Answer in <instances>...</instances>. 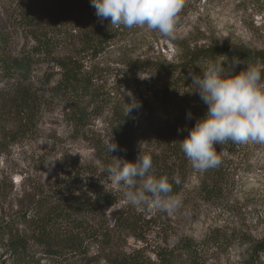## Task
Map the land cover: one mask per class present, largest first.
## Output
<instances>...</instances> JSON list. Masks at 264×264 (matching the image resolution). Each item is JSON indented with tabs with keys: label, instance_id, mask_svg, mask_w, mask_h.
I'll return each instance as SVG.
<instances>
[{
	"label": "rangeland",
	"instance_id": "obj_1",
	"mask_svg": "<svg viewBox=\"0 0 264 264\" xmlns=\"http://www.w3.org/2000/svg\"><path fill=\"white\" fill-rule=\"evenodd\" d=\"M18 8L21 7L14 0H0V27L12 33L13 77L5 81V86L8 89L19 79L38 95L39 108L27 126L10 110L0 113V264H49L39 254H31L23 261L8 245L11 236L29 234V208L37 194L69 177L90 178V171L105 174V162L112 164L117 158L124 159L118 151H108L110 142L103 131V118L80 134L69 104L51 90L58 78L57 68L25 66L26 72L22 71L19 51L28 40L23 33L14 31L12 19ZM175 31L176 38L168 39L146 27L131 28L93 62L101 70L99 86L128 110L132 103L153 101L167 79L164 70L158 68L129 79L126 76L129 62L176 64L187 50L210 44L264 50V0H191L179 13ZM77 39L76 36V43ZM3 84L0 81V88ZM9 94L8 90L0 92L2 109ZM204 107L199 97L192 94L181 110L187 113ZM165 132L164 128L145 131L140 152L160 157L176 173L182 205L172 214L134 207L124 197V186L106 176L107 184L122 190V199L114 210L132 213L144 226L143 241L117 236L113 250L130 252L144 248L153 259V251L182 239L199 243L220 234L226 241V250L219 251L205 264H243L249 256V244L264 236V145L251 142L239 145L233 156L225 149L227 142L216 145L221 166L228 168L230 175L222 194L215 198L205 195L200 188L212 169H194L182 150L172 154L175 144L167 145L172 135ZM184 138L175 137L179 144ZM105 215L108 217V211ZM95 264L106 262L100 259Z\"/></svg>",
	"mask_w": 264,
	"mask_h": 264
},
{
	"label": "trees",
	"instance_id": "obj_2",
	"mask_svg": "<svg viewBox=\"0 0 264 264\" xmlns=\"http://www.w3.org/2000/svg\"><path fill=\"white\" fill-rule=\"evenodd\" d=\"M14 1L21 7L12 19L14 31L23 33L28 40L19 51L24 65L22 71L42 65L57 68L58 78L51 90L69 104L80 134L103 118V131L109 142L113 140L118 145L117 151L127 161H134L142 153L141 137L151 128H164L167 135H172L167 145L175 144L172 154L180 153L175 137L187 136L196 120L206 112V107L200 108L190 112L191 118H188L189 112L181 110V106L194 94L190 92L192 74L202 75L201 68L208 62L225 55L229 63L233 57L241 61L230 69L233 74L247 65L264 69V50L235 44H210L187 50L176 64L154 66L148 62H129L126 71L129 79L157 68L164 70L167 79L153 101L142 100L138 108L128 112L112 93L99 86L101 70L93 62L131 28H114L107 20L98 21L90 0ZM190 1L185 0L184 4ZM89 21L91 24H87ZM12 61V33L0 27V81L4 83L0 92L10 93L0 113L10 110L27 126L36 117L39 97L19 79L7 89L5 81L13 77ZM239 145L243 144L228 141L225 149L233 156ZM93 146L97 147V143ZM151 158L150 172L166 175L171 183L176 173L160 157ZM88 174L90 178L69 177L37 194L29 208V234L9 238L8 245L19 259L25 261L31 254H39L49 264H95L100 259L106 264H205L219 251L226 250V241L220 234L208 236L199 243L182 239L153 251V259L146 255L144 248L130 252L113 250L117 236L143 241L144 226L132 213L114 210L122 199V190L106 183V172ZM229 175V169L220 164L212 169L200 188L205 195L216 198L222 194ZM178 187L173 183V194H177ZM243 264H264V236L252 240L248 259Z\"/></svg>",
	"mask_w": 264,
	"mask_h": 264
},
{
	"label": "clouds",
	"instance_id": "obj_3",
	"mask_svg": "<svg viewBox=\"0 0 264 264\" xmlns=\"http://www.w3.org/2000/svg\"><path fill=\"white\" fill-rule=\"evenodd\" d=\"M184 3L185 0H90L101 23L107 20L114 28L146 27L168 39L176 38L175 26ZM240 63L238 57L229 63L224 55L203 68L199 65L202 75L192 74L190 92L206 105V112L180 141V148L198 171L220 166L216 145L228 141L264 145V69L247 65L233 74L230 69ZM138 107L132 103L128 112ZM187 116L191 118V113ZM107 149L115 152L118 145L112 140ZM152 168L151 156L139 153L134 161L117 158L104 171L115 184L124 186V197L132 206L172 214L182 205L181 197L173 194V183L178 185L180 179L175 176L170 183L166 175L150 172Z\"/></svg>",
	"mask_w": 264,
	"mask_h": 264
}]
</instances>
